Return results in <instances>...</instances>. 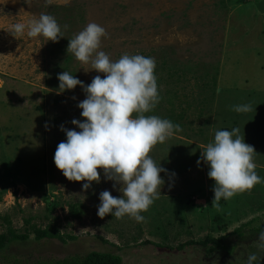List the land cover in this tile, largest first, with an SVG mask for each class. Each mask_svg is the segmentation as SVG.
Here are the masks:
<instances>
[{
  "label": "rangeland",
  "instance_id": "374dc122",
  "mask_svg": "<svg viewBox=\"0 0 264 264\" xmlns=\"http://www.w3.org/2000/svg\"><path fill=\"white\" fill-rule=\"evenodd\" d=\"M41 13L60 24L59 42L10 33ZM90 22L106 29L100 50L112 60L124 53L155 58L158 89L171 93L173 108L163 101L147 114L182 128L150 153L167 173L141 223L98 217L102 191L122 195L102 169L100 182L85 191L87 181H69L54 163L66 141L60 126L80 130L71 121H83L78 104L86 98L79 85L61 92L58 75L67 71L85 85L104 76L67 53L69 40ZM244 104L252 111L231 110ZM233 128L254 146L264 179V0H0V232L7 217L18 233L51 224L74 237L62 243L30 233L0 252V264H44L91 251L117 254L122 264H245L264 231V183L222 198L218 212L209 167L197 164L215 132ZM70 205L79 219L69 216ZM207 236L223 238L221 247L200 244Z\"/></svg>",
  "mask_w": 264,
  "mask_h": 264
},
{
  "label": "clouds",
  "instance_id": "9594fccd",
  "mask_svg": "<svg viewBox=\"0 0 264 264\" xmlns=\"http://www.w3.org/2000/svg\"><path fill=\"white\" fill-rule=\"evenodd\" d=\"M9 31L15 37L26 32L29 38L42 36L52 42L64 37L56 18L47 13L33 17L27 24L16 23ZM107 35L104 27L90 22L69 40L67 53H72L82 64H90L92 70L104 76L96 75L85 85L67 71L58 75L61 92L79 85L86 98L78 104L83 121H71L80 130L60 126L66 141L57 145L54 163L69 181H87L83 184L85 191L92 182H100L98 169H102L107 180L121 185L122 195L114 197L110 191H102L98 217L103 219L110 214L122 219L128 216L141 223L145 221L141 213L148 211L162 195L161 185L165 181L160 174L167 173L150 153L157 143H165L182 128L169 119L147 114L162 99L155 75V58L124 53L114 61L100 50L102 38ZM231 110L248 113L252 106L234 105ZM256 154L254 146L245 143L239 128L216 131L214 141L201 151L197 164L203 161L209 167L207 175L215 182L211 206L216 211H223L222 198L227 201L238 194L250 193L257 184L264 183L256 171ZM255 247L258 251L249 253L245 264H261L264 260V256L259 255L264 253V231L258 233Z\"/></svg>",
  "mask_w": 264,
  "mask_h": 264
},
{
  "label": "trees",
  "instance_id": "16d2710c",
  "mask_svg": "<svg viewBox=\"0 0 264 264\" xmlns=\"http://www.w3.org/2000/svg\"><path fill=\"white\" fill-rule=\"evenodd\" d=\"M177 70H178L177 68H170V72L171 71L177 72ZM159 93L167 96L164 98V96L162 95V99H161L162 102H159V104H163V101H165L171 111L173 108L172 103L169 104V99H170L169 96L171 95V93L169 94V91H165V92L159 91ZM6 177L11 178V176H6ZM8 184L11 185L12 187H14L15 185L14 182L12 181H8ZM53 210L54 208L52 207L49 208V211H53ZM69 216L72 217L73 219L80 218L79 211L75 205L69 206ZM3 220L6 223V228L5 231L0 232V252L6 250L7 247L13 242L24 241L28 239L30 233L34 234V238L36 240L56 239L62 243H65L67 239H71V240L74 239L73 236L64 235L56 228L55 225H51V224L46 225L44 228L31 225L30 231L26 230V232L24 233H18L13 227H11L10 221L8 220L7 217H4ZM24 221L26 224L30 223V219H25ZM234 232L239 233V230L236 229ZM222 240L223 238L213 239L207 236L206 240L204 242H200V244L205 245L207 242H212L215 247H221ZM44 264H122V258L117 254L91 251L82 256L72 255L60 260L53 261L51 263H44Z\"/></svg>",
  "mask_w": 264,
  "mask_h": 264
}]
</instances>
